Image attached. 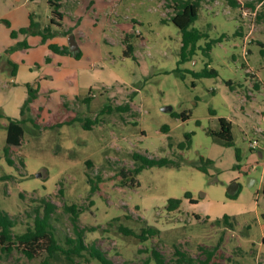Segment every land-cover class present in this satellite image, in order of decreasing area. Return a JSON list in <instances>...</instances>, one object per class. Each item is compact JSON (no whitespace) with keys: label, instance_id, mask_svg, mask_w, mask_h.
<instances>
[{"label":"rangeland","instance_id":"obj_1","mask_svg":"<svg viewBox=\"0 0 264 264\" xmlns=\"http://www.w3.org/2000/svg\"><path fill=\"white\" fill-rule=\"evenodd\" d=\"M235 1L199 0L192 26L207 35L180 63L181 35L168 20L167 0H60L80 58L42 42L38 32L50 18L45 0H0V211L14 219V234L32 226L33 209L45 197L57 207L51 224L61 243L73 236L74 207L85 242L113 264H141L152 247L169 260L174 245L199 259L198 245L218 242L224 253L218 264H264V152L260 158L249 146L264 143V20L257 17L264 4ZM21 6L39 23L35 34L20 32L30 22L13 15ZM125 36L133 57L123 55ZM205 65L216 75L196 77ZM35 88L24 117L37 127L25 122L22 147L9 164L8 118H22L28 89ZM107 103L113 109L103 112ZM125 104L127 111L114 108ZM218 117L231 121L233 145L208 133L217 130ZM88 118L93 124L86 129ZM187 133L190 144L180 147ZM134 152L178 165L144 167L134 183H123ZM233 181L240 191L229 198ZM169 198L179 199V207L168 209ZM146 224L159 232L143 240ZM43 257L0 248V264H40ZM73 264L101 263L76 257Z\"/></svg>","mask_w":264,"mask_h":264},{"label":"trees","instance_id":"obj_2","mask_svg":"<svg viewBox=\"0 0 264 264\" xmlns=\"http://www.w3.org/2000/svg\"><path fill=\"white\" fill-rule=\"evenodd\" d=\"M50 7V18L47 23H45L44 27L39 31V35L42 37V42H45L47 39L53 37L58 33H62L68 36L72 29L68 28L67 30L61 31L63 28V13L59 11L60 8V0H45ZM170 4V7L173 9V14L169 17L172 23H174L179 31H180V63L188 60L192 57L196 50L197 41L206 36L207 33L199 30L196 27H193L192 24L197 19L198 11H199V0H167ZM232 6H237V2L235 0H228ZM264 4V0H260ZM257 17L259 19L264 20V8L261 12L258 13ZM30 22L28 27L20 28V32H26L27 29L31 34H35L33 28L38 27L39 23L35 21L30 14L29 16ZM161 21H167V19L163 18ZM12 36H16V32L14 30L11 31ZM128 37L125 36L123 42L125 44V49L123 50L124 56L133 57V46L128 43ZM23 45L28 46L27 43H23ZM211 41L206 43L205 51L208 52L210 49ZM48 47L51 51L56 53H68L70 54V50L67 46H62L61 48L55 43H49ZM261 54L264 55V49L261 48ZM76 58H80L81 52L79 50L76 51ZM13 69L11 74L14 75V71L16 69V64H12ZM194 75L196 77H206L216 75V70L208 69L207 65L199 71L195 72ZM35 92H37V88L28 89V96L23 102L20 114L22 118H8V122L6 124V137H5V156L6 161L9 164L13 163V160L10 158L11 153L18 152L23 143V136L25 133V122L30 120L33 122V125L37 127L34 120L31 117H24L26 112L29 110V104L32 99L35 97ZM137 90L131 93V96L135 95ZM85 102H89L90 98L85 97ZM118 111H127L129 110V105H119L114 107ZM113 107L110 104H105L102 108V111H111ZM182 119L187 118V114H180ZM218 128L217 130H208V133L212 135L215 139L219 140L223 145H233V132H232V123L230 120L224 117H218ZM93 121L89 118L84 122V127L89 129ZM164 130H168V127L165 125L163 127ZM186 144H181L180 147L189 146L190 142V133H187L186 136ZM252 150V149H251ZM236 157L238 158V152H236ZM132 158L135 161V166L128 170L127 173L122 171V178L125 179L123 183H129L130 185L135 182V175L139 173L144 167H150L154 165H178L174 160L167 157H148L146 155L140 154L138 152H134L132 154ZM203 158L201 157L200 160ZM21 164L23 165L22 160L20 159ZM207 164H209L208 160H205ZM194 166L205 170L204 168L197 166L194 163ZM130 179H129V178ZM127 180V182H126ZM94 187V186H93ZM92 187V188H93ZM264 189V187H263ZM61 191V190H59ZM240 186L237 192L233 194L226 195L229 198H236L239 194ZM192 200V199H191ZM180 200L176 198L168 199V209H176L179 207ZM56 205L52 202H49L45 197L39 198L38 204L33 209V224L32 226H28L26 230L19 234H14L12 232V228L15 225L14 219L5 211H0V248L2 251L9 253L13 250H18L23 253L28 258H34L40 253H44V257L40 260V264H54L58 260L62 259L66 264H73L74 259L76 257L85 258V260H89V258L95 259L101 264H113V262L106 257L103 251H101L94 244L86 243L84 240V229L80 228L77 225V209L71 207L72 209V230L73 236H65L64 242L61 243L55 234V227L52 222L53 214L56 210ZM224 218H228V216H224ZM199 219V217H197ZM131 230H127L126 232H130ZM159 230L150 225H144L141 227L140 237L143 240L148 239L150 236L157 234ZM262 243L264 244V236L262 237ZM198 248L203 252V258H195L188 252L182 250L178 245H174L173 257L169 260H166L165 256L158 251L156 248L152 247L150 249L149 256L144 259L141 264H218L219 259L224 258V253L219 248V242L213 246H206L203 244L198 245ZM241 251V248H238ZM228 258V257H226Z\"/></svg>","mask_w":264,"mask_h":264},{"label":"crops","instance_id":"obj_3","mask_svg":"<svg viewBox=\"0 0 264 264\" xmlns=\"http://www.w3.org/2000/svg\"><path fill=\"white\" fill-rule=\"evenodd\" d=\"M47 3V2H46ZM16 9V8H15ZM9 11H11V10H9ZM5 12H8V11H5ZM62 12V11H61ZM32 12L31 11H29L28 12V10L26 9V7L24 6H21L20 8H19V11H15L14 12V16L16 17V18H20L22 21H23V23L26 21V24H27V19H29V16H30V14H31ZM63 13V28H64V24L66 25H70V24H68V22H72V21H68L67 22V20H66V15L64 14V12H62ZM17 14V15H16ZM31 15H33V14H31ZM11 18V17H10ZM67 18L69 19L70 17H68V15H67ZM26 24H24V26L26 25ZM69 28H73L72 27V25H70V26H68ZM67 27V28H68ZM62 28V29H63ZM62 31V30H61ZM59 34H61V33H58V34H56V35H54L53 37H51V38H49L47 41H45V43H47V44H49V43H55V44H57L60 48L62 47V46H67L68 47V43H67V40L66 39H68V36H66V39L65 40H63V41H61L60 39H59ZM70 34H72V33H70ZM35 36L33 35V38H34ZM37 37V36H36ZM40 37H38V39H39ZM34 40L35 41H37V39H35L34 38ZM32 41L33 43H34V45H36L35 44V41ZM49 48V47H48ZM22 62H24V60L22 59L21 60ZM17 69V68H16ZM16 69H15V71H16ZM12 71V70H11ZM11 71H10V73H11ZM15 71H14V75L16 74L15 73ZM11 82H15L14 81V79H11ZM262 119H264V115H263V117H262ZM260 134V133H259ZM258 134V135H259ZM261 135V134H260ZM257 153V155L261 158V153L260 152H256ZM264 236V235H263ZM264 247V244L263 243H261V245H259V249L261 250V248H263Z\"/></svg>","mask_w":264,"mask_h":264},{"label":"water","instance_id":"obj_4","mask_svg":"<svg viewBox=\"0 0 264 264\" xmlns=\"http://www.w3.org/2000/svg\"><path fill=\"white\" fill-rule=\"evenodd\" d=\"M67 43H68V48L71 52L72 55H75L76 51L79 50L77 43L74 39L73 34H69L68 35V39H67ZM170 107L169 106H165L163 107V110H169ZM38 176H40V174H38ZM239 189V184L236 181H233L229 184V186L226 188V193L228 194H233L235 192H237Z\"/></svg>","mask_w":264,"mask_h":264},{"label":"built area","instance_id":"obj_5","mask_svg":"<svg viewBox=\"0 0 264 264\" xmlns=\"http://www.w3.org/2000/svg\"><path fill=\"white\" fill-rule=\"evenodd\" d=\"M249 146L252 150H255L256 152H260L261 158L263 157L264 143L259 142L257 139L256 140H249Z\"/></svg>","mask_w":264,"mask_h":264}]
</instances>
